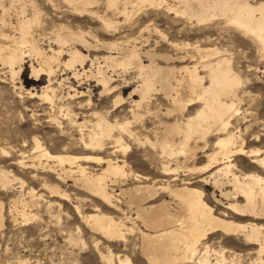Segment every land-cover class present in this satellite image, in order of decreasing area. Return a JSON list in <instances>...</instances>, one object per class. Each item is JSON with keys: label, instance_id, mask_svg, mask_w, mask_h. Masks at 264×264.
Returning <instances> with one entry per match:
<instances>
[{"label": "bare ground", "instance_id": "6f19581e", "mask_svg": "<svg viewBox=\"0 0 264 264\" xmlns=\"http://www.w3.org/2000/svg\"><path fill=\"white\" fill-rule=\"evenodd\" d=\"M56 1L47 0V3L52 10L60 12ZM97 2V0H63L67 10L62 11L78 17L91 15L98 18L100 26L102 25L106 30L117 32L122 21L117 17H123L125 23L132 19L135 10L142 6L147 7L146 11H157L166 7L167 10L183 16V19L195 21L199 25L211 22L224 23L225 26L251 39L261 51L260 58L264 61V0H105V9L111 12L113 15L111 17L106 13L100 15L98 10L92 9ZM40 9L36 0H0V38L5 39L3 42L2 39L0 40L1 64L8 68L11 79L14 80L22 70L26 57L35 60L36 65L33 63L29 65L31 78L39 82L42 76H45L47 83L40 87V91L24 88L22 84L16 88L24 90L29 98H41L43 104L49 105L52 112L56 108L57 113L50 114L46 111L50 114V121L61 131L70 129L65 133L70 136L73 145L81 144L84 150L90 151L113 148L114 150L109 153L115 157L54 154L34 136L33 149L28 154L13 159L9 164L16 166L18 170L33 173L35 178L42 179L50 195L60 200L68 201L70 195L59 184L72 180L75 187H79L96 198L104 208H108V211H102L95 205L91 212L84 213L80 202H76L73 210L80 216L85 226L107 242L126 243L129 235L137 233L138 250L146 264H237V258L225 257V248L215 249L207 244L213 234L229 238L241 237L245 245L255 246L252 249L254 258L249 264H264V223L262 222L264 220V146H260L264 141V133L260 134L259 130L252 132L256 147L248 148L247 142L237 134L240 130L239 125H237L239 130L232 126L233 121H237L242 113L244 117L250 115L253 107L250 102H239L241 99L238 88L243 82L241 70L234 65L233 55H223L219 49L212 47H201L199 44L191 46L186 42L179 45L174 41H169V44L177 49H183L185 54L182 56L162 54L153 49L142 50L141 44L137 47L136 43L133 44L128 39L105 41L97 36L89 40L90 36L87 37L78 25L74 29L70 24L64 23L58 26L52 25L53 30L50 32L38 34L33 27L35 25L37 28L41 27ZM11 11L16 20L15 24L11 17L8 18ZM100 11L104 12V10ZM116 15L118 16L114 17ZM153 28L152 32H154ZM162 32L158 34L166 38ZM42 38L48 41L47 50L42 46ZM146 38L150 39L146 36L145 41ZM145 41L142 40L143 43ZM188 47L191 50H188ZM89 50L94 52L104 50L107 54L93 55V58H89L88 53H85ZM62 55L67 56L62 63L67 69H72L70 78L74 79L77 85L67 86L64 97L69 101L59 105L54 102L56 88L52 86V81L55 79L52 80V76L56 73L55 67L58 68L61 63ZM142 57H145L148 63H145ZM159 60L165 64H160ZM176 60L188 63L182 66L170 64ZM87 61L90 62V67L86 69ZM95 63L97 66L93 70L92 66ZM75 64L80 65V68L76 69ZM247 66V71H259V67ZM117 69H121L124 75L129 71H135L137 84L132 88V93L137 94L138 99L132 100L129 104L130 108L127 112L130 118L111 120L106 112L97 111L98 106L91 107L90 88L87 87L86 91L79 88L88 82H95V86L101 88L99 96L107 94L112 97V110H115L128 103L121 96V90L118 91L119 94H115L119 90L117 85L113 84L116 79L107 73V70L115 73ZM68 79L66 75L62 80L59 79L57 84L64 86V80ZM123 80L128 82L125 86H129L130 79ZM132 93H130L131 97ZM156 95L162 96L166 102L164 104L151 102L157 100ZM82 97H87V100H84L86 103L74 102ZM73 102L79 109L87 107L81 112L83 121H78L79 112L76 113L74 107L70 105ZM195 105V110L190 112ZM88 111L90 113H87ZM145 115L152 116L156 126L151 130L155 139L151 135L152 140L145 137L144 142L159 147L162 159L166 158L162 161L160 169L166 176L163 178L165 183L156 186L153 183L139 182L127 187L130 178L147 179L146 176L134 174L133 170L128 168L126 156L130 151V144L125 140L141 141L140 130L146 127L142 124L143 127L139 129L134 124L139 121L143 123ZM168 119L172 122H167ZM64 122L66 127L63 125ZM260 123L264 128L263 119ZM210 136H215L214 150L207 155L205 164L183 168L182 176L197 178V183L201 185L192 186V182L180 177L179 172L184 161L189 157L195 158L196 148L206 149ZM116 152H122L121 159L115 155ZM154 152L152 154H156L157 151ZM5 153L6 151L3 150V156ZM240 157L249 159L251 167L249 172H243L237 167L236 162ZM88 160H94L101 166L99 173H92L93 171H89L87 166L80 164V161ZM39 170L42 173L55 175V179L59 182L55 185L48 184L45 176L37 175ZM9 174L11 170L0 168L2 189L10 182ZM47 175L51 178L50 174ZM177 180H181V184L175 183ZM206 183H209L213 189V201L223 209L218 210L207 201L204 193ZM114 186L117 188L114 189ZM215 192L219 195H215ZM26 194L30 196L28 201V198L21 196L12 198L8 208L11 221L16 222L20 218L21 222L26 223L37 219L35 209L43 195L38 194L33 188H29ZM53 203L47 199L45 209L50 211ZM56 204L60 210L61 203ZM113 211L118 212L119 215L115 217ZM3 216L2 202H0V227L3 225ZM233 217L242 221L235 222L231 220ZM68 240L77 241L71 234ZM98 243L97 239L94 240L96 248ZM106 249L107 254L99 251V257L103 262L101 264H134L130 255L126 253L115 255L109 246ZM16 264H28V262L19 259Z\"/></svg>", "mask_w": 264, "mask_h": 264}, {"label": "rangeland", "instance_id": "374dc122", "mask_svg": "<svg viewBox=\"0 0 264 264\" xmlns=\"http://www.w3.org/2000/svg\"><path fill=\"white\" fill-rule=\"evenodd\" d=\"M36 1L38 3V7L41 8L39 17V19L41 20V29L39 27L37 28L35 25L33 27V30L38 34L45 31L50 32L51 30H53V26H58V24L60 25L64 23L70 24L74 29L75 27L77 28L78 25V27L86 33L87 37L90 36L88 38L89 40L97 36V38L105 41H126L128 39L133 44L136 43L135 45L137 47L141 46L140 49L142 50L153 49L154 51L162 54L173 56H182L185 54L183 49H177V47L169 44V41H174L179 45H182L184 44V42H186L188 44H191V46L194 44H199L201 47H212L217 50L219 49V51H221L223 55H233L232 57L234 59V65L239 70H241L240 73L243 82L238 88V95L241 99L239 102H250L252 103L253 107L251 108L252 111L250 112V115H246L244 117L242 116V113L237 121H233L232 126L238 129L237 125H239L238 127H240V130L238 129L239 132L237 134L239 135V137L241 136L240 138H243L245 142H247L248 148H252L253 146L256 147V144L254 143L255 137L253 136L254 134H252V132L259 130L260 134L264 133V130L262 131V129L264 128L260 125L261 119H263L264 121V61H262L260 58L261 51L258 50L259 48L251 39H248L247 37L239 34L238 31L225 26L224 23L220 22V24L219 22H211L208 24L199 25L195 21L183 19V16L175 13L172 10H167L166 7H163L164 9L162 8L157 11L153 10L155 11L153 12L152 10L146 11L147 7L142 6L140 8H137L132 19H129L125 23L123 22V17H117L118 15H116L114 17H117L119 21H122H120L117 32H113L112 30H106L102 27V25L100 26V21L97 20L98 18L96 17H92L91 15L78 17L77 15H74L72 13L62 11L67 10L65 4L63 3V0H57L58 2L56 1L58 3L60 12L52 10L49 6V3H47V0ZM97 1V4L93 6L92 9L96 11L98 10L97 12H100V15L106 13L109 17H111V12L106 11L107 9H105V0ZM5 3L7 4L6 1ZM174 4L177 3L174 2ZM95 7H98V9H96ZM100 10H104V12ZM142 11L144 13H142ZM11 12L8 18L11 17L12 22L15 24L16 20L13 16V11ZM49 19L52 22L51 24ZM42 28H44L43 31ZM152 28L154 32H152ZM156 31H163L162 33L166 38H163L161 34H158L160 32L156 33ZM146 36L150 38L149 40L146 38L148 42L144 39ZM1 39L2 38H0V40ZM142 40L145 42L143 43ZM1 41L3 42L5 41V39H2ZM42 44L43 48L47 50L48 46L46 44H48V41L42 38ZM52 46H54V44H52ZM190 47H188V50H191ZM85 53H88L87 55L89 56V58H93L95 55L101 56L103 54H107L104 50L98 52L89 50L88 52L85 51ZM256 57L258 59H255ZM60 59L61 63L58 66L59 69L55 67L56 73L52 76V80L55 78V81H52V86L56 88L54 102L59 105H61L62 102L66 103L69 101L66 99V97H64L67 92L66 90L68 89L67 86L70 84H73L74 86L77 85L75 80L70 78L72 69L68 68V70L67 67L62 63V61L67 59V56L62 55ZM142 59L145 63H148L145 57H142ZM25 61L26 62L23 64L22 70L14 80L11 79L8 68L6 66H3L0 62V168L11 170V174L9 175H12L11 177L9 176L10 182L7 183L8 185L6 184V188L3 187L2 189V186L0 185V202H2V215H4L3 225L0 227V264H16L19 259L27 260L28 264H101L103 262L99 257V251L107 254V246L110 247L112 253L115 255L118 253H126L130 255L134 264H146L145 260L138 250L139 240L137 233L129 235L128 241L126 243L107 242L105 241V239L92 232L89 227L85 226V224L81 221L80 216H78L73 210V205L76 204V202H80L81 210L84 213L91 212V209H93L95 205L98 206V208L102 211H108V208H104L96 198H93L89 194L85 193V191H83L79 187H75L72 180H69L67 183L59 184L61 188L65 189L70 195V199L68 201L60 200L50 195L49 190L43 185L42 179L35 178L32 175L33 173L18 170L16 166L9 164L13 159L18 158L21 155H26L30 152V150L33 149L34 145L32 140L34 136L39 138L43 145L51 153L54 154L71 153L74 155H94L104 158H107L108 156H111V158L115 157L113 154H110L111 151L114 150L113 148H107L102 151H90L84 150L81 144L73 145V143L70 141V136L66 134L70 129H64L61 131L60 128L55 126L54 123L50 121L49 116L52 113H57V110H55L56 108L52 112L51 108H49V105L43 104L44 101H42L41 98H29L24 90L16 88L18 87V85L22 84L24 88H30V90L34 89V91H40V87L47 83L45 76H42V79L39 82L34 81L31 78V69L29 65L31 63L36 65L37 62L35 60L33 61V59L29 60L27 57L25 58ZM255 61L258 63H256ZM158 62L160 64H165L162 60H159ZM186 63L188 62L184 63L176 60L175 62H171L170 64L182 66ZM247 65H250L252 67H259L260 72H257L255 70L247 71ZM96 66L97 64L95 63V65L92 66V69L95 70ZM85 67L86 69L87 67H90L89 61L86 62ZM75 68L79 69L80 65L75 64ZM107 73L108 75H111L112 78L116 79L113 84L117 85V89L119 90H117L115 94H119L118 91L121 90V96L124 98L125 102L128 101V103H125L121 107L112 110V97L107 94L99 96L101 88L95 86V82H88L87 84L82 85L79 89L86 91L87 87H89L91 91V107H94V105L98 106L96 108L97 111L101 112L102 110V112H106L107 116L111 120H113L114 118L120 119L122 117L130 118L129 113L127 112L130 108L129 104L132 100L138 99V95L132 93V88H134V86L137 84V74L135 73V71H129L124 75V73H121V69H117L115 73L107 70ZM66 75L69 79L67 81L64 80V86H59L57 84V81L62 80V78H65ZM124 78H126L127 80L130 79L129 86H125L126 84H128V82H124ZM130 93H132V97ZM155 97H157V100H152L151 102H162L163 104L166 102L160 95H156ZM59 100L62 101L60 102ZM84 100L86 101L87 97L76 99L74 100V102L86 103ZM74 102L70 105L74 107L73 109L76 113L79 112L77 115L78 121H83V114L81 112L84 111L87 107H85L84 109H79L77 104ZM45 107L47 110L45 109ZM195 107L196 105L193 106V109L190 110V112H193L195 110ZM46 111H48L50 114H48V112ZM87 113H90V111H88ZM31 114L33 116H31ZM146 115L144 117L143 123L139 121L134 124V126L137 125L136 127L139 129L143 127L142 124L144 125V127H146V129L144 128V130H140V138L142 137L141 141L134 142L128 139L125 140L130 144V151L126 156V160L129 166L128 168L132 169L134 174L146 176L147 179L139 178L138 180H135L134 178H130L127 182V187H130L131 185L139 182L142 184L153 183L156 186L165 183L163 181V178H165L166 176L161 173L160 169L162 161L166 158L163 157L162 159L159 147L153 146L149 142H144L145 137L152 140V137L154 136L153 139H155V135H153L154 132L152 131V133L151 130H154V126H156L152 116ZM49 121L51 122V124L49 123ZM167 122H172V120L168 119ZM250 124H252L253 126ZM63 125H65V127L67 126L65 122ZM58 130H60V132ZM214 140L215 136H210L208 140L209 144L207 145L205 150L196 148L197 151L195 150V158L189 157L186 161L183 162L184 164L182 163V173L180 171L179 175H181L180 177L182 178H185L187 180L189 179L188 181L192 182V186L200 187L201 185L197 183V178L182 176L183 168L187 166L198 167L204 165L207 161V155L212 152L211 150H214ZM65 142L68 143L66 144ZM141 144H143L144 147ZM63 145H65V147ZM260 146H264V141L260 144ZM257 147H259V145H257ZM62 148L65 149L63 150ZM3 150L6 151L4 156ZM154 151H157L156 154H152L155 153ZM158 151L160 154L158 153ZM121 153L116 152L115 155L119 159H121ZM157 154L160 156H158ZM80 164L87 166L89 171H93L92 173L100 172L101 166L94 160L80 161ZM236 164L237 167L243 172H249L251 170L249 159L247 158H238ZM47 174H50L51 178ZM37 175L39 177L45 176L47 178V183L50 185H55L59 182L55 179V175L51 173H42L41 170H39ZM175 183L181 184V180H177ZM29 188H33L38 194L43 195V198L39 200L38 207L35 209L37 211V219L30 220L26 223L21 222L20 218L16 222L11 221L10 214H8V208L11 204V200L20 196L24 197L25 199L28 198L27 201L30 200V196L26 194ZM113 188L116 189L117 187L114 186ZM212 192L213 189L211 188L210 184L206 183V185L204 186V193L207 201L216 209H223L213 201ZM216 194L219 195L218 192H215V195ZM47 199L52 203L54 201V205L52 206L50 211H47L45 209ZM55 202L61 203L60 210ZM122 206L125 207L124 205ZM112 213L113 215H116L115 217L119 215V213L115 211H113ZM231 220L235 222L242 221V219H238L236 217H233ZM262 222L264 223V220ZM69 234L75 236L77 241L70 242L68 240ZM96 239L99 242L97 244L98 248H96L94 244V240ZM207 244L215 249H220L221 247L225 248V257L227 259H230L231 257L237 258V264H249L251 259L254 258L252 249L255 246L245 245L243 243V240L239 236H235V238H229L220 234H213L211 235Z\"/></svg>", "mask_w": 264, "mask_h": 264}]
</instances>
